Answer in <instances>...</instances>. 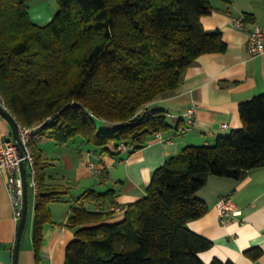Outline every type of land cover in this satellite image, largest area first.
<instances>
[{"label":"trees","instance_id":"obj_1","mask_svg":"<svg viewBox=\"0 0 264 264\" xmlns=\"http://www.w3.org/2000/svg\"><path fill=\"white\" fill-rule=\"evenodd\" d=\"M58 5L54 18L41 26L25 0H0V92L19 122L45 123L42 136L59 145L79 138L100 152L131 154L145 147L171 127L154 102L180 88L201 54L227 48L221 30L208 31L201 21L213 12L212 0H58ZM240 113L242 128L169 157L122 220L110 221L111 207L118 205L115 189L83 192L72 204L68 225L75 239L65 264H236L219 257L207 263L201 254L214 244L188 223L209 210L197 193L210 175L240 180L264 167V93L243 102ZM120 143L129 149L120 150ZM33 152L38 254L52 221L51 204L62 201L69 188L48 183L50 162L34 144ZM89 201L98 209L88 208ZM246 254L257 259L263 249Z\"/></svg>","mask_w":264,"mask_h":264},{"label":"crops","instance_id":"obj_2","mask_svg":"<svg viewBox=\"0 0 264 264\" xmlns=\"http://www.w3.org/2000/svg\"><path fill=\"white\" fill-rule=\"evenodd\" d=\"M32 20L48 24L58 11V0H25ZM214 10L201 18L208 31L221 30L227 44L224 52L201 54L185 71L180 88L154 102L164 109L171 127L159 138L129 154L100 152L80 144L59 145L42 136L34 141L50 162L45 169L48 183H61L69 188L62 201L51 204L52 221L44 229L38 254L34 243L36 200L28 189L32 202L22 237L19 264H65L68 244L75 239L68 225L72 204L83 192L95 189L116 190V201L127 208L147 193L156 169L188 145H211L220 136L243 127L240 105L264 93V56H254L248 49L250 31L254 25L264 26V0H212ZM235 17L246 20L245 28H236ZM191 106L196 107V123L184 133L177 126ZM226 124V127H224ZM1 129L13 136V128L0 114ZM7 173L0 172V264H14V248L18 226L6 186ZM198 197L209 206L208 212L188 223L191 230L213 242V247L201 254L207 262L214 257L232 260L236 264H264V167L250 170L243 179L210 175L199 189ZM228 197L240 213L222 224L218 203ZM87 207L97 210L95 201ZM125 210H115L110 221H120ZM260 247L263 254L253 259L246 251Z\"/></svg>","mask_w":264,"mask_h":264},{"label":"built area","instance_id":"obj_3","mask_svg":"<svg viewBox=\"0 0 264 264\" xmlns=\"http://www.w3.org/2000/svg\"><path fill=\"white\" fill-rule=\"evenodd\" d=\"M232 24L239 29L245 28L244 18L235 17ZM248 49L254 56H264V26L254 25L250 31L248 40ZM0 104L8 109L5 99L0 92ZM196 123V107L191 106L184 116V122L177 126L178 133H184L193 128ZM45 123L35 126H29L18 121L19 135L22 141L21 150L12 135H8L0 126V172L7 173L6 186L11 198L14 218L20 223L24 213L25 186L22 172V164L30 174L28 186L33 190L35 200L39 192L37 182V170L33 152V142L42 137V128ZM226 127V124H224ZM162 132L157 133V138L161 137ZM120 150H128L129 146L120 143ZM114 210H126L122 205L111 207ZM218 210L222 224L235 218L240 212L235 209L234 203L228 197H222L218 203Z\"/></svg>","mask_w":264,"mask_h":264},{"label":"water","instance_id":"obj_4","mask_svg":"<svg viewBox=\"0 0 264 264\" xmlns=\"http://www.w3.org/2000/svg\"><path fill=\"white\" fill-rule=\"evenodd\" d=\"M0 114L8 120V122L11 124L13 128V137L16 140L21 153H22V141L19 135V127H18V120L16 117L10 112L8 109H6L4 106L0 104ZM22 172H23V179H24V186H25V201H24V213L21 218V221L18 226V234H17V241L14 248V264H19V257H20V249H21V243H22V237L24 234V230L27 223L28 218V180H27V171L24 164H22Z\"/></svg>","mask_w":264,"mask_h":264},{"label":"rangeland","instance_id":"obj_5","mask_svg":"<svg viewBox=\"0 0 264 264\" xmlns=\"http://www.w3.org/2000/svg\"><path fill=\"white\" fill-rule=\"evenodd\" d=\"M8 110H9V108H8ZM10 111V110H9ZM11 112V111H10ZM13 114V113H12ZM14 115V114H13ZM77 145H80V139L79 138H75V139H73L72 141H70L69 143H68V146H71V147H76ZM32 207V202L30 201V203H29V208H31Z\"/></svg>","mask_w":264,"mask_h":264}]
</instances>
